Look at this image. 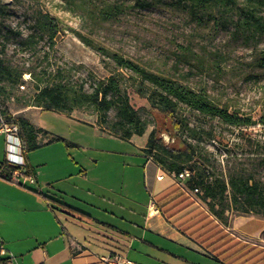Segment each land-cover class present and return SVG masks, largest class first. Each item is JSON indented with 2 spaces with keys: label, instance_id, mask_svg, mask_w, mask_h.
<instances>
[{
  "label": "rangeland",
  "instance_id": "rangeland-1",
  "mask_svg": "<svg viewBox=\"0 0 264 264\" xmlns=\"http://www.w3.org/2000/svg\"><path fill=\"white\" fill-rule=\"evenodd\" d=\"M103 1L0 0V55L15 74L21 71L17 83H0L3 86L0 87V98L12 116L34 113L32 120L48 135H58L75 144L68 146L62 140L47 143V137L40 135V145L28 151L26 156L37 173L32 174L34 181L37 177L45 191L61 190L69 198L89 188L93 195L87 197L100 204L109 202L135 208L141 213L136 217L137 221L144 224L142 214L151 198L144 182L147 170L141 147L152 128L160 130L168 145L178 146L179 140L175 138L171 142L168 137L172 135L171 131L164 129L169 128L168 121L157 114L148 99L137 91L140 83L134 73L118 68L99 47L119 53L149 71L171 75L193 89L203 90L214 103L226 106L227 112L246 122L232 125L180 106L187 124L179 136L194 149L193 159L183 164L191 168L195 176H202L207 181L214 178L226 181L230 174L243 172L253 173L256 178L264 180V69L250 65L256 52H264V40L256 46L235 43L227 32H217L211 21L197 25L188 20L186 11L165 4L133 9L117 20L93 26L86 10L91 2L100 4ZM38 11L54 17L58 31L52 45L44 37L35 45L24 47L20 40L33 31L31 26ZM188 39L195 43L196 52L216 50L224 55V60L200 71L191 64H176L175 53L180 51L179 44H186ZM58 70L64 80L85 91H90L96 81L115 74L122 93L127 94L145 122L144 132L132 134L131 140L114 137L117 135L109 131L115 118L113 109L108 112L106 123H99L98 119L96 122L104 127L103 131L114 136L102 133L89 121L95 114L91 108H75L70 113L39 109L33 104L36 80L49 73L51 77L56 76ZM142 87L146 94L148 85ZM1 119L6 120L0 112ZM4 141V134H0V160L5 158ZM169 181L170 178L164 176L158 185ZM199 193H195L196 197ZM182 195L173 201L191 202L188 196ZM116 208L119 214V208ZM228 211L246 215L233 206H229ZM123 213L127 215L126 209ZM117 223L121 224L120 220ZM146 236H151L149 230ZM154 238L164 249L157 248L155 254L163 255L168 261H176L177 257L169 255L165 249L182 253L192 262L218 264L193 248L170 239ZM148 253L142 250V259H146Z\"/></svg>",
  "mask_w": 264,
  "mask_h": 264
},
{
  "label": "trees",
  "instance_id": "trees-1",
  "mask_svg": "<svg viewBox=\"0 0 264 264\" xmlns=\"http://www.w3.org/2000/svg\"><path fill=\"white\" fill-rule=\"evenodd\" d=\"M165 4L173 8L186 11L190 22L197 25H205L211 21L216 31L227 32L229 38L244 46H256L264 40V0H114L103 1L100 4L91 2L86 13L93 26H98L106 21L117 20L122 14L133 9L147 8L153 5ZM33 31L28 33L20 44L24 47L35 45L38 40L46 37L52 45L53 39L58 31V24L54 17L46 12L38 11L31 26ZM87 44H91L87 42ZM195 43L188 39L186 44H179L180 51L175 53V63L191 64L197 71L205 67L216 66L217 62L224 60V55L216 50L199 53L194 49ZM201 47V46H199ZM205 48V46H202ZM102 54L111 58L118 68H124L134 73L139 80V93L145 96L150 107L165 121H168L172 135L168 137L171 142L175 138L179 145H168L160 130L152 128L148 134L145 145L141 148L145 157L155 160L165 170L178 173L184 168V162L193 159V146L179 136V132L186 127V122L180 111V106L195 110L200 114L218 118L221 121L232 124H245L238 116L227 112L226 106H219L214 103L203 90L193 89L186 83L180 82L171 75L149 71L128 58L106 48L99 47ZM250 65L254 68L264 69V52L255 53ZM182 77H186L181 74ZM21 71L16 74L13 68L5 62L0 55V83L15 84L19 81ZM60 70L56 76L47 74L36 80V93L33 96V104L41 109L53 110L56 112L70 113L75 108H91L97 115L99 123H106L108 112L115 110V118L109 125V131L123 139H129L132 134L141 135L146 127L132 106L126 93H122L119 86V79L111 74L107 79L96 81L90 91L76 88L67 80H64ZM143 85H148L145 94ZM0 87H3L0 84ZM0 112L10 123L18 127V134L21 140L22 152L37 148L40 143V135L47 137V143L55 140H62L66 145H74L64 138L50 134L24 116H12L7 105L0 98ZM101 126V125H99ZM102 127V126H101ZM104 130V127H102ZM5 161H2V165ZM27 172L33 174V168L27 161L24 163ZM191 174L185 180L187 188H197L200 199L207 205L210 213L222 221L226 219L225 212L229 206L246 214H260L264 216V180L255 177L253 173L236 172L230 174L225 181L214 178L211 181L203 177L195 176L191 168ZM179 200L175 205L181 203ZM229 212V211H228ZM219 233L223 238L222 229ZM0 264H12L9 257H0Z\"/></svg>",
  "mask_w": 264,
  "mask_h": 264
},
{
  "label": "crops",
  "instance_id": "crops-1",
  "mask_svg": "<svg viewBox=\"0 0 264 264\" xmlns=\"http://www.w3.org/2000/svg\"><path fill=\"white\" fill-rule=\"evenodd\" d=\"M33 114L24 117L36 125ZM92 117L89 121L102 133L114 136L97 124L96 114ZM0 134L5 137L1 130ZM21 154L25 163L27 154ZM5 159L0 160V257H9L12 264H201L173 249L165 250L176 261L156 255L154 250L163 248L154 237L193 248L218 264H264L263 215L226 211L222 221L192 189L179 188L173 173L153 159L145 157L144 182L157 210H149L150 201L145 205L143 225L137 221L141 213L135 208L97 203L87 197L93 195L89 188L69 198L61 190L45 191L37 177L26 184L9 179L1 169ZM159 174L170 181L158 185L163 179L157 178ZM181 194L191 202L175 205L173 200ZM146 229L151 236H146ZM220 229L226 234L223 238ZM142 250L149 252L146 259L141 257Z\"/></svg>",
  "mask_w": 264,
  "mask_h": 264
},
{
  "label": "built area",
  "instance_id": "built-area-1",
  "mask_svg": "<svg viewBox=\"0 0 264 264\" xmlns=\"http://www.w3.org/2000/svg\"><path fill=\"white\" fill-rule=\"evenodd\" d=\"M0 130L5 133V162L1 169L5 170L6 177L9 179L18 180L21 184L33 183L34 178L30 172H27L24 168V160L22 157V145L18 134V127L15 123H10L7 120H0ZM191 171L188 168H184L178 173H173L175 184L179 188H185V180ZM163 175L159 174L158 179L162 178ZM198 191L197 188L192 189L193 193ZM149 210H157L156 203L153 198L149 202ZM107 260V259H104Z\"/></svg>",
  "mask_w": 264,
  "mask_h": 264
}]
</instances>
